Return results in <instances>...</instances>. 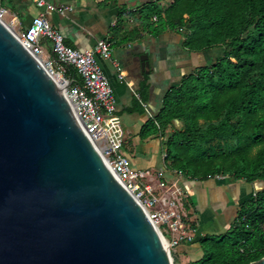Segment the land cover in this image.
<instances>
[{"label":"water","instance_id":"1","mask_svg":"<svg viewBox=\"0 0 264 264\" xmlns=\"http://www.w3.org/2000/svg\"><path fill=\"white\" fill-rule=\"evenodd\" d=\"M137 62L147 74L148 56ZM0 264H173L62 89L2 22Z\"/></svg>","mask_w":264,"mask_h":264},{"label":"trees","instance_id":"2","mask_svg":"<svg viewBox=\"0 0 264 264\" xmlns=\"http://www.w3.org/2000/svg\"><path fill=\"white\" fill-rule=\"evenodd\" d=\"M156 17L146 27L176 32L186 53L220 51L167 89L144 126L166 138L168 168L192 180L219 175L264 186V0H170ZM198 244L201 257L187 264L263 258L264 187L238 206L226 232Z\"/></svg>","mask_w":264,"mask_h":264},{"label":"crops","instance_id":"3","mask_svg":"<svg viewBox=\"0 0 264 264\" xmlns=\"http://www.w3.org/2000/svg\"><path fill=\"white\" fill-rule=\"evenodd\" d=\"M45 1L55 8L46 18L63 36L66 46L83 52L92 49L99 40L111 44V59L97 60L110 80L121 123L123 121L126 134L123 152L128 159L135 160L137 170H153L151 168L156 165L154 154L161 148V140L165 137L154 134L149 128L144 129V126L158 113L165 91L176 86L190 70L215 60L220 55L219 49L195 56L183 50L182 37L176 32H151L146 23L154 22L152 17H156L170 0ZM0 3L9 11L7 20L15 18L19 30L27 28L34 17L44 12V9L37 8L36 0H0ZM63 8H71V11L59 13L58 9ZM40 44L57 65L49 44L43 39ZM143 54L148 56L150 63L147 74L141 73L137 62ZM68 77L73 84L78 83L70 69ZM171 171L175 170L166 167L163 171L168 182L173 179ZM178 183L184 187L186 209L189 205L187 215L194 224L196 237L193 244L187 245L190 248L183 250H186L182 254L185 260L174 258L175 264L199 259L202 255L198 244L200 239L226 232L233 225L238 206L264 187L258 181L248 184L230 178L223 181L183 178Z\"/></svg>","mask_w":264,"mask_h":264},{"label":"built area","instance_id":"4","mask_svg":"<svg viewBox=\"0 0 264 264\" xmlns=\"http://www.w3.org/2000/svg\"><path fill=\"white\" fill-rule=\"evenodd\" d=\"M36 6L44 9V12L34 17L27 28L19 30L15 18L7 20L9 11L0 3V22L6 25L62 89L64 98L104 164L144 210L173 261L171 250L180 244H193L196 237V229L187 215L186 204L177 185L184 178L183 174L171 171L173 179L168 182L162 170L142 171L131 167L123 152L126 134L116 108L113 89L97 60L111 59V44L107 40H99L92 49L83 52L66 46L63 36L46 18L55 8L45 0H36ZM66 11L70 12L71 8L58 9L61 14ZM152 19L156 21L155 16ZM128 21L133 22L130 17ZM42 39L49 44L57 65L53 64L50 55L40 44ZM69 69L74 71L78 79V83L71 86H68ZM225 178L218 175L207 177V180L221 181Z\"/></svg>","mask_w":264,"mask_h":264},{"label":"rangeland","instance_id":"5","mask_svg":"<svg viewBox=\"0 0 264 264\" xmlns=\"http://www.w3.org/2000/svg\"><path fill=\"white\" fill-rule=\"evenodd\" d=\"M8 18H10V14L8 15ZM214 55V54H213ZM208 64V63H207ZM209 64H211V62H209ZM122 123H123V121H122ZM123 126L125 127V125L123 124ZM176 127H178V124H176ZM148 128H150V131L151 132H153L154 131V127H152V126H149ZM172 132V129L171 128H168V130H167V134L169 135L170 133ZM166 139V138H165ZM163 140V138H162V143H161V148L160 149H158L156 152H155V154H154V162H155V166L154 167H152L151 169H153V170H163V171H166V167H169V164L171 163V161L170 160H164L165 159V156H166V154H165V150H166V148H165V145H164V141H166V140ZM164 157V158H163ZM129 160H130V165H131V167L132 168H134V169H136L137 168V166L135 165L136 163H135V160L134 159H132L131 157H129ZM166 161V162H165ZM136 167V168H135ZM143 169H147V168H143ZM137 170V169H136ZM149 170V169H148ZM166 178H168L169 179V176L166 174ZM226 179H229L228 177H226L224 180H226ZM221 181H223V180H221ZM177 185H178V189L181 191V194H182V199H183V201H184V203L186 204L187 203V200L186 199H184V196H183V191L182 190H184V187L182 186V185H180L179 183H177ZM188 207H189V205H188ZM187 207V209H186V212L189 214V208ZM188 244H180V245H178L177 247H174L172 250H171V255H172V257H173V259L175 258L176 260H177V258H178V260L180 261H183V260H185V257H184V255H182L185 251H183L184 250V248H190V246L188 247L187 246ZM190 245V244H189ZM208 247V243H203V248H207ZM183 259V260H182ZM174 261V260H173Z\"/></svg>","mask_w":264,"mask_h":264}]
</instances>
